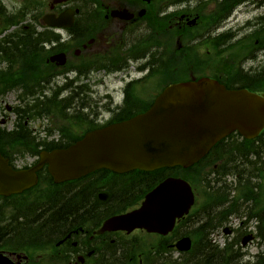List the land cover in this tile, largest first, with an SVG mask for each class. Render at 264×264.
I'll list each match as a JSON object with an SVG mask.
<instances>
[{
    "label": "flooded vegetation",
    "instance_id": "flooded-vegetation-1",
    "mask_svg": "<svg viewBox=\"0 0 264 264\" xmlns=\"http://www.w3.org/2000/svg\"><path fill=\"white\" fill-rule=\"evenodd\" d=\"M185 1L0 0V31H7V59L0 71L6 72L11 82L28 84L25 104L28 108L39 105L37 112L47 115L51 124L65 122L77 130L76 117L80 113L99 116L105 110L111 114L108 122H114L120 115L141 114L174 76L175 48L169 50L170 39L166 42L159 37L160 31H166L179 47L180 42H189L184 39L186 22L196 13L184 11ZM248 1L197 0L202 17L216 19L217 23L219 20L218 26L215 24L210 30L216 31L214 38L220 54L239 41L240 33L264 34L261 0L255 5V12L263 22L244 24L240 30L242 25L236 19L231 20L235 8ZM69 22L71 26L67 28ZM173 29L177 34L174 35ZM210 30L204 31V41L212 42ZM255 44L253 56L258 57L257 66L240 65L247 74L233 76L224 75L221 68L218 71L222 74L214 78L231 90L264 94V59H260L264 47L257 41ZM231 54L232 51L228 56ZM228 71L236 73L233 68ZM93 73H102V77L94 79L90 76ZM82 83H88L86 93L82 91ZM241 139L235 132L219 142L218 148L226 147L227 141ZM222 153L224 156L225 150ZM147 175L91 174L71 189L45 196L44 204L37 207L40 212L34 223L39 226L32 225L27 218L36 209L32 207L23 219H0V264H125L127 258L130 262L141 258L138 242L146 237L142 231L126 234L101 230L109 217L119 214L117 205L112 204L118 191L139 184L140 188L148 189V178L143 181L133 178ZM85 201L88 205L83 208ZM61 207L73 208L74 212L83 208L87 212L72 225L49 232L45 221L54 226ZM48 208L54 213L47 214ZM46 215L53 219H41ZM160 239L162 246L157 242L152 252L146 254L151 260L170 259L174 250L173 234Z\"/></svg>",
    "mask_w": 264,
    "mask_h": 264
},
{
    "label": "water",
    "instance_id": "water-1",
    "mask_svg": "<svg viewBox=\"0 0 264 264\" xmlns=\"http://www.w3.org/2000/svg\"><path fill=\"white\" fill-rule=\"evenodd\" d=\"M264 126V99L248 92H226L208 80L168 87L144 115L106 129L88 133L65 149L41 155L29 171L14 172L0 157V196L21 193L36 184L35 173L48 165L55 183L80 178L98 169L117 173L151 171L161 167L187 168L200 160L230 130L244 135ZM193 203L190 187L168 179L146 196L142 207L113 218L109 228H140L166 234ZM187 251L186 238L176 244Z\"/></svg>",
    "mask_w": 264,
    "mask_h": 264
},
{
    "label": "trees",
    "instance_id": "trees-1",
    "mask_svg": "<svg viewBox=\"0 0 264 264\" xmlns=\"http://www.w3.org/2000/svg\"><path fill=\"white\" fill-rule=\"evenodd\" d=\"M14 134H20L21 135L20 139H22L23 127H22V129H19ZM14 134H11V136H7V135L5 136V134L0 133V152L2 153V155H5L9 152H11V153L20 152L21 154H23L25 152H33V154H36V151H37L36 147L30 148L29 145H24L23 143L20 146H9V145H7L8 140L16 141L19 139L18 138L19 135L17 136ZM257 149H258L257 146L247 147L246 148L247 154H246L245 160L243 162H241L238 159L237 161L234 162L233 168H234V170L237 171V175L240 178L239 179L240 189H239V196L233 202V203H236V205H230L227 213L238 214L240 211V208H242L243 212L247 213L249 217H255L256 216L261 222V228L259 230L258 235L264 239V237H263L264 228H263V224H262L263 214H264V193L261 189L260 184L251 183L252 178L261 179L263 174H264L262 162L260 163L258 159L253 160V161H251V159H250L251 158L250 152H252L253 154H257ZM234 150L235 149H232V151H234ZM202 164H204V162ZM202 164L200 165V167L197 165L193 167V171L196 174V179L194 180V183L197 184L198 186H203V187L206 184V187H209L211 189V191H209L210 195L213 196L215 193L220 192V191L218 190V188L211 187L206 183V180L204 179V176H203L205 166ZM226 166L227 165L224 163L218 166V168L222 171V174H223V170H225ZM186 172L187 171H185V170L176 169L175 175L186 178L187 177ZM217 173H219V171H217ZM243 173H246V180H245V182L241 183V178L243 177ZM161 177H162V175L159 176V178H161ZM40 187L41 186H38L37 189L34 190V192H32V191L26 192L25 194L28 195L29 197L22 199L20 201V204L16 207L19 208L21 205L24 210H27V208L29 206H31L32 208L41 207V205L44 204V201L42 200V198L47 194L41 192ZM113 203H115L117 205V208H122L124 206L129 207L128 205L130 203H129L128 193L123 192V191L122 192L118 191L116 197L112 201V204ZM222 215H224V213H222ZM224 218H225V216L221 217L218 220V223L214 224L213 227L216 228L218 226L223 225L224 222L226 221V219H224ZM214 219L215 218L209 219V223H210V221H212ZM207 225L208 224H204L201 227H199V229L207 230L206 229ZM184 235H188V234H184ZM190 236L192 237L193 242L195 244L194 249L197 248V246H199V248L201 250L200 252L202 254H204L203 255L204 257H206L207 250L201 248L202 243H205L211 247L213 254H214V257L217 259V256L215 255L217 250L211 246L207 237L203 241V239H202L203 235H201V234L199 236L191 234ZM225 259H226V254H225V252H222L221 253V260L225 261ZM198 261H201V260L198 259ZM212 264H216V263H212Z\"/></svg>",
    "mask_w": 264,
    "mask_h": 264
},
{
    "label": "bare ground",
    "instance_id": "bare-ground-1",
    "mask_svg": "<svg viewBox=\"0 0 264 264\" xmlns=\"http://www.w3.org/2000/svg\"><path fill=\"white\" fill-rule=\"evenodd\" d=\"M246 157V155H236L232 158V161H237L239 159V161L243 162L244 161V158ZM222 195L221 193H218L217 194V198L215 199L214 203H213V207H221L223 204H222ZM88 203L87 201L84 202V207H87ZM83 208H80L77 212H74L73 208L71 209H67V208H62L61 207V210L60 213V217L57 219V221H55L54 223V226L50 225L49 223H47L48 221H45V225H46V228L49 229V232L50 230L53 232L54 230L58 229V228H62L64 226H68V225H72V223L76 222V221H79L81 220V218L86 214L87 210L86 209H83ZM57 211V210H56ZM39 209H34V212L33 214L31 215H27V218L31 220V224H36V226H39L40 224L38 223H34L37 219V216L39 214ZM47 214H53L54 213V210L51 209V208H48L47 209ZM41 219H53V217H51L50 215H46L45 217L41 218ZM60 219V221L62 220H65L66 222L64 224H61L60 221H58ZM195 233V234H194ZM209 231L207 230H203V229H198L196 231H194L192 233V235H203L202 236V239L203 241L205 240V238L207 237V239L209 237H212L213 234H208ZM207 235V236H206ZM205 236V237H204ZM202 249H206L207 250V254H206V257H204L201 252H198L196 254V257L201 260V262H203L204 264H212V263H216L217 262V259L214 257V254H213V251L211 249V247L205 243H202V246H201ZM232 264H235V262H232Z\"/></svg>",
    "mask_w": 264,
    "mask_h": 264
},
{
    "label": "rangeland",
    "instance_id": "rangeland-1",
    "mask_svg": "<svg viewBox=\"0 0 264 264\" xmlns=\"http://www.w3.org/2000/svg\"><path fill=\"white\" fill-rule=\"evenodd\" d=\"M16 160H18V159H20V158H15ZM253 182H257V180L256 181H253ZM233 219H235V221L238 223L239 221H238V219H236V218H233ZM250 227L252 228L253 227V224H251L250 225ZM225 243V239L223 238V239H221V238H219L218 240H216V244L218 245V246H223V244ZM260 252L261 254H264V245H262V248L260 249L258 246L256 247V242H255V244L248 250V254L250 255V256H252V255H254L255 253H257V252ZM176 256V255H175ZM174 256V258H176ZM244 262H248V260H244Z\"/></svg>",
    "mask_w": 264,
    "mask_h": 264
}]
</instances>
